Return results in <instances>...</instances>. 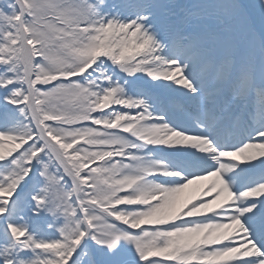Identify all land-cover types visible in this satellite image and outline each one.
Returning a JSON list of instances; mask_svg holds the SVG:
<instances>
[{
  "label": "snow or ice",
  "instance_id": "snow-or-ice-1",
  "mask_svg": "<svg viewBox=\"0 0 264 264\" xmlns=\"http://www.w3.org/2000/svg\"><path fill=\"white\" fill-rule=\"evenodd\" d=\"M0 264H264V0H0Z\"/></svg>",
  "mask_w": 264,
  "mask_h": 264
},
{
  "label": "bare ground",
  "instance_id": "bare-ground-1",
  "mask_svg": "<svg viewBox=\"0 0 264 264\" xmlns=\"http://www.w3.org/2000/svg\"><path fill=\"white\" fill-rule=\"evenodd\" d=\"M209 182L210 181H197L194 184L189 185L179 194L178 202L184 204L193 199V197L201 198L202 190Z\"/></svg>",
  "mask_w": 264,
  "mask_h": 264
}]
</instances>
